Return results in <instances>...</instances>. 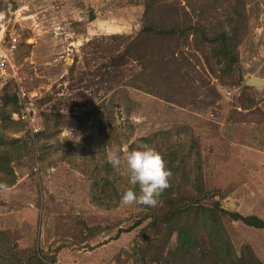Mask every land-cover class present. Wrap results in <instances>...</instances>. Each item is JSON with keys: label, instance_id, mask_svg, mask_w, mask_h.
I'll return each instance as SVG.
<instances>
[{"label": "rangeland", "instance_id": "obj_1", "mask_svg": "<svg viewBox=\"0 0 264 264\" xmlns=\"http://www.w3.org/2000/svg\"><path fill=\"white\" fill-rule=\"evenodd\" d=\"M203 2L211 0L169 1L188 12ZM143 3L0 0L6 38L18 37L8 84L20 97L18 113L30 111L28 122H0V264H32L35 253L54 264H161L146 253L140 261L153 240L140 232L150 219L135 223L149 206L119 204L132 187L123 157L140 143L161 153L173 188L196 192L201 175L218 192L203 204L264 221V85L244 89L248 78L264 81V0H246L250 32L232 71L187 46L182 75L195 84L171 77L154 87L137 78V62L117 61L141 30ZM230 5L213 0L210 18L224 20ZM50 114L61 116L58 128L45 122ZM113 148L122 158L116 169L105 159ZM224 225L238 256L248 246L264 263V229L229 217ZM208 234L187 264H216ZM176 238L153 242L167 244V254Z\"/></svg>", "mask_w": 264, "mask_h": 264}, {"label": "trees", "instance_id": "obj_2", "mask_svg": "<svg viewBox=\"0 0 264 264\" xmlns=\"http://www.w3.org/2000/svg\"><path fill=\"white\" fill-rule=\"evenodd\" d=\"M169 1L171 0H144L141 30L118 55L117 61L120 65L130 60L137 62L141 68L137 78L148 83L149 87H154L171 77L184 79L182 73H185L190 65H186L188 59L181 52L185 47L192 46L198 50H207L212 60L226 67L224 71H232L239 61L238 47L250 32L246 0H230L231 5L226 10V18L220 20L212 15L214 22L210 18L213 0L197 4L198 8H192L190 12ZM192 14L197 17L196 22L193 21ZM91 20L94 18L91 17ZM225 24L230 27L228 33L223 29ZM190 38L193 43H190ZM189 77L187 75L184 81L188 79L189 83L195 84V80ZM14 89V81L7 84L4 89L3 103L0 107L2 123L10 121L12 115L20 111V97ZM244 89L250 87L246 86ZM60 117L44 115L45 122L55 120L53 126L57 128L62 122ZM48 131L49 128L43 133L36 134V138L45 137ZM202 182V176L199 175L196 192L169 185L161 194L157 206L149 207V214L135 223V227H139L150 219L140 232L143 236L151 235L153 241L165 236L177 237L167 254L165 253L167 244L147 242L145 252L143 247L138 249L140 253L143 252L140 261H144L146 253L157 256L161 264H187V255L196 249L202 232L208 228V235L216 248L214 251L216 264H264L248 246L243 255L238 256L227 237L224 225L229 217L231 221L241 222L248 227L264 229V221L257 216H243L237 212L224 210L218 202H214L212 206L203 204V199H212L218 192L206 190ZM32 258V264H54L53 259H43L36 253Z\"/></svg>", "mask_w": 264, "mask_h": 264}, {"label": "clouds", "instance_id": "obj_3", "mask_svg": "<svg viewBox=\"0 0 264 264\" xmlns=\"http://www.w3.org/2000/svg\"><path fill=\"white\" fill-rule=\"evenodd\" d=\"M223 29L230 32L227 24ZM105 159L113 169L122 164L121 155L115 148L106 149ZM123 163L128 173V184L132 187L120 195V206L140 204L156 207L159 197L169 187L171 176L161 153L147 143H140L125 153Z\"/></svg>", "mask_w": 264, "mask_h": 264}, {"label": "built area", "instance_id": "obj_4", "mask_svg": "<svg viewBox=\"0 0 264 264\" xmlns=\"http://www.w3.org/2000/svg\"><path fill=\"white\" fill-rule=\"evenodd\" d=\"M4 25L1 24L0 16V91H2L11 79L16 78L15 54L18 51V37L6 38ZM12 118L17 121L28 122L30 111L26 108L21 113H14Z\"/></svg>", "mask_w": 264, "mask_h": 264}, {"label": "water", "instance_id": "obj_5", "mask_svg": "<svg viewBox=\"0 0 264 264\" xmlns=\"http://www.w3.org/2000/svg\"><path fill=\"white\" fill-rule=\"evenodd\" d=\"M246 85L250 87H260L264 85V81L255 78H248L246 81Z\"/></svg>", "mask_w": 264, "mask_h": 264}, {"label": "crops", "instance_id": "obj_6", "mask_svg": "<svg viewBox=\"0 0 264 264\" xmlns=\"http://www.w3.org/2000/svg\"><path fill=\"white\" fill-rule=\"evenodd\" d=\"M14 64H15V61H14Z\"/></svg>", "mask_w": 264, "mask_h": 264}]
</instances>
